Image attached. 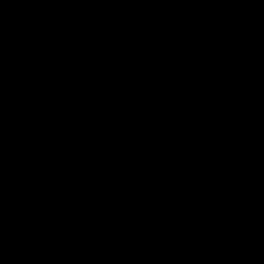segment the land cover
<instances>
[{
  "label": "water",
  "instance_id": "obj_1",
  "mask_svg": "<svg viewBox=\"0 0 264 264\" xmlns=\"http://www.w3.org/2000/svg\"><path fill=\"white\" fill-rule=\"evenodd\" d=\"M0 264H264V0H0Z\"/></svg>",
  "mask_w": 264,
  "mask_h": 264
}]
</instances>
